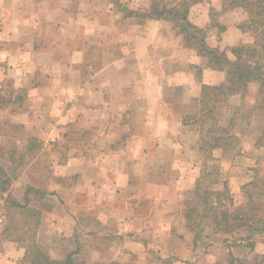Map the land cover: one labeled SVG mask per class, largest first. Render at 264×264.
<instances>
[{
	"label": "crops",
	"instance_id": "crops-1",
	"mask_svg": "<svg viewBox=\"0 0 264 264\" xmlns=\"http://www.w3.org/2000/svg\"><path fill=\"white\" fill-rule=\"evenodd\" d=\"M90 1L84 3V18L79 17L81 4L64 10L69 16L62 18L65 21H52L48 15L55 30L45 37L40 31L43 21L31 19V15L37 13L32 10L52 14L56 11L53 0H35L30 6L24 0H0V82L11 78L13 89L27 94L16 98L18 101L15 99L20 110L7 121L22 130L19 147L12 153L10 177L12 180L18 177L19 159L29 153L32 141L37 140L44 146L34 156L38 160L51 140L56 143L51 146L56 154L53 158L56 175L72 179L70 188L46 177L41 182L46 188L16 180L12 197L20 204L36 193L32 190L26 195L28 187L42 192L48 188L55 191L46 196L49 200H45L40 209L38 244L48 251H65L66 257L73 254L76 263L81 260L79 264H134L141 258L151 264H161L168 259L174 264H200L209 260L201 253L205 247L214 264L223 263L226 253L231 258L248 254L246 259L252 263L249 254L256 251V245L249 244L251 238L236 244L218 240L223 237L210 229L203 232L207 239L195 242L194 233L185 224L186 207L180 209L188 196L193 200L200 180L196 129L183 124V119L191 110L200 108L202 87L214 85L215 72L206 67L204 59L194 50L185 46L171 21L126 18L113 3ZM150 1L128 0L127 6L145 13ZM221 7V0H201L190 9L189 20L199 28H207L211 23V10L219 11ZM95 9L100 17L93 15ZM58 24L62 27L58 28ZM236 28L225 27L219 34L212 32L207 40L209 46L221 49L223 42L229 43L230 35L239 38L234 46L246 45L242 43L243 33ZM44 42L50 46L46 47ZM36 74L50 75L52 80L45 78V85H30ZM129 94H133V98ZM33 98L41 101V110L24 105L25 100L30 102ZM130 104L138 107L134 121L143 128L142 134L134 136L138 141L128 148L134 160L106 163L101 169L102 182H98L107 192L114 186H127V195L122 196L124 202L131 193L130 198L155 204L152 209L138 213L132 210V223H122L119 216L117 232L106 225L94 228V221H99L93 205L95 164L92 157H88V148L83 152L76 145L65 146L67 127L69 123L95 125L101 128L102 138L111 142L110 137L114 140L120 134L118 110L125 108L126 112ZM97 110L101 112L100 117L96 116ZM114 121L116 123L112 124ZM250 130L246 136H241L237 148L223 150V153L214 151L220 154L218 158L236 159L233 162L236 165L229 168L230 183L225 180L235 202H242L241 187L252 181L247 179L250 175L240 168L241 164H250L254 155L264 154V144L257 146L262 134ZM168 141L170 145L163 144ZM52 151H48L49 154ZM15 152L20 157H16ZM112 153L118 155L120 149ZM30 164L32 166L33 162ZM138 186L142 187L136 189ZM54 198V209H48L47 202L54 203ZM173 205L178 208L174 210ZM144 217L143 223L139 219ZM115 234L120 237L112 238ZM110 239L119 245L112 247ZM25 253L26 243L2 241L0 264H19Z\"/></svg>",
	"mask_w": 264,
	"mask_h": 264
},
{
	"label": "trees",
	"instance_id": "trees-1",
	"mask_svg": "<svg viewBox=\"0 0 264 264\" xmlns=\"http://www.w3.org/2000/svg\"><path fill=\"white\" fill-rule=\"evenodd\" d=\"M200 1L151 0L150 8L145 13L133 11L127 4L119 1L116 4L126 18L171 21L173 28L183 37L185 46L203 58L208 69L224 77L219 84L203 85L199 115L183 119V124L198 129L199 153L213 160L215 150L225 151L238 146L240 137L235 130L240 124L248 122L256 112L264 111V0H225V5L229 4L232 11H239L243 17L237 29L243 34H251L253 38L251 45H240L231 51L211 47L207 42L212 32L219 34L225 31V27L218 22L219 14L215 10H211V23L207 28H199L189 20L190 9ZM11 91L10 95H14L15 91ZM249 96H252L253 104L246 107ZM16 98L21 99V96ZM15 99L0 98V104H12L13 114L21 107L14 103ZM261 140L262 138L257 146H261ZM37 149L31 146L29 153L25 154L36 156ZM25 154L19 159L18 166ZM11 160H14L13 154ZM32 190L36 191L35 194H42L41 191L28 187L26 195ZM241 194L242 203L235 205L226 182L223 183V190L202 189L200 186L195 188L194 198L184 214L185 224L194 233L195 242L202 239L204 227H211L215 234L225 240L239 229L264 232V177H255L243 185ZM29 204L30 198L26 197L25 203L20 204L9 195L4 205L0 206L6 215L19 211L21 218L20 221H9L5 230L0 233V243L5 240L26 243V253L19 264H79L73 260V254L63 261H55L49 251L38 244L37 230L41 224V213L39 210L29 209ZM161 264L174 262L168 259Z\"/></svg>",
	"mask_w": 264,
	"mask_h": 264
},
{
	"label": "rangeland",
	"instance_id": "rangeland-1",
	"mask_svg": "<svg viewBox=\"0 0 264 264\" xmlns=\"http://www.w3.org/2000/svg\"><path fill=\"white\" fill-rule=\"evenodd\" d=\"M29 2V6L31 4H33V2L35 0H24ZM50 1L51 0H47ZM54 3L52 2L53 5V10H56L54 13L50 14L48 11L47 12H41L40 10H32V13L35 11L37 13L32 14L31 15V19L33 18V20L38 21L40 19V21H43L40 27V31L41 33H44L45 37L50 35V33H53V30H55L54 27V22H50L48 19V15H50L53 19L52 21H58L62 18H68L69 16H67V14L65 15L63 12L64 10L68 7H70L72 5L73 8H75L76 6H79L81 4V11L79 13V17L80 18H84V13L85 12V1L86 0H53ZM88 1V0H87ZM91 1H95V2H103V0H91ZM90 1V2H91ZM105 1V0H104ZM108 2L114 4V6L117 8L118 10V6L116 4V2H122L125 4H129L126 0H106ZM222 1V7L221 10L216 11L218 15V22L223 25L226 28H235L237 27V25L239 24V22L243 19L241 13L239 11H232L229 8V4L225 5V0H221ZM151 4V1H150ZM57 6V7H56ZM61 11V12H60ZM31 14V11H30ZM29 14V15H30ZM63 14V15H62ZM83 14V15H82ZM95 17H100L101 14H98V10H94V14ZM63 20V19H62ZM65 21V20H63ZM59 22V21H58ZM64 24V22H63ZM61 25L58 24V28ZM64 26V25H63ZM62 27V26H61ZM237 29V28H236ZM49 30H51V32H49ZM241 33V32H239ZM242 36V43H247L246 45H251L253 43V38L251 36V34H241ZM49 37V36H48ZM229 43L226 44V42H223L224 44H222L221 50L224 51H231V49H234L235 47H238L237 45L234 46V44H237V41H239L238 37L235 35H230L229 36ZM49 40V39H48ZM234 43V44H233ZM44 44L46 45V47L50 46V43L44 42ZM203 62L206 64V61L203 60ZM204 64V65H205ZM45 78H48L47 81H49L50 79L52 80V77L50 75H41V74H36L34 76V79L31 81L30 85H45ZM224 77L219 74L218 72L214 73V84H219L221 82H223ZM0 85H3V88H0V98L4 99V98H12L13 101L16 97L18 96H24L26 97L27 94H25V92L23 91H17L15 89H13V82L11 80V78L9 79H4L0 82ZM15 91L14 95H10L12 94V91ZM24 94V95H23ZM128 96L132 97L133 94H129ZM133 98V97H132ZM34 99V98H33ZM17 100V99H16ZM131 100V99H130ZM18 101V100H17ZM15 103V102H14ZM19 103V102H18ZM21 104L24 103V105L26 107H31V108H36L37 110H41L42 109V103L41 101H37V98H35L34 100H31L30 102L27 100H25L23 103L20 101ZM19 103V104H20ZM253 104V98L252 96H249L246 99V107H251ZM13 109V105L12 104H8V105H2L0 104V168H1V173H0V206L4 205L5 200L7 199V197L12 196L13 192L16 191L15 187V182L16 180L20 181L22 183V181H29L30 184L40 187L42 186L43 188H46L44 184H41V182H43V180H45L44 177L47 178V180H54L55 183H62L65 186H69L72 187V179L71 177H67V178H61L59 176H57L58 172H57V167H55V165L53 164V162L55 161L53 158L56 157V154L52 151V149H54L53 145H55L56 143L49 140V143L47 144V146L45 147V150L42 155H40L39 159L36 160L34 158L33 155H26L24 157V160H21L20 166L17 169V176L19 177H15V180H12L10 178V173H11V166H10V161H11V156L12 153H14V151H16V149L19 147V137L22 136V130L17 127V126H13L10 125L7 121H8V117L11 115V110ZM200 108L198 109H194L191 110L189 113L188 117H192V116H198L200 113ZM99 110L96 111V116L100 117L101 116V112H98ZM138 111V107L134 104H130V106L127 108L126 112H125V108L118 110V116L120 115V121L117 125H121V129H119V127L117 128V130H120V134L118 135V138H115L114 140L111 139V137L109 138L111 142H107V140H105V138H102L101 134L103 132H100L99 127L97 126H87L86 124H72L69 123L68 127H67V139H65V146L67 147H71V145H76L79 148H81V151L84 152V150H86V148H88V157H92L93 162L95 164V175H94V186H93V193H94V197H95V201L93 203L94 205V209L95 212H97L96 216H99V221L95 220L93 227L97 228L100 227L102 225H106V227H110L111 230H114L117 232V221H119V216L120 218H122V223H124L125 221L128 223H132L133 222V218H130L131 214L134 210L135 212H139L141 210H147L148 208H153L152 205L155 204L154 201L152 202H147L144 203V201H141L142 199H134V198H130V196L132 195L130 193V196L125 198V202L122 196L127 195L126 194V187L127 186H114L112 187V189L109 190V192H107V189L101 185H99V182H102V180L100 179L101 176V172L104 168V166L106 165V163L109 162V164L112 165V163L118 162L119 159L124 161L129 162L130 160H134V157L131 156V152H129L128 148L131 147V145H133V143H136L138 140L134 138L135 134H142L141 131H143L142 129V124H138L135 123V118H136V113ZM260 112V113H259ZM99 113V114H98ZM264 111H258L254 114V116H252L248 122L240 124L237 129L235 130L236 135H238V137H240L239 139H241V136L247 134V132L249 131V129H251L250 131L252 132V129L255 130L259 135L260 133L261 138H262V143L264 144ZM112 114V113H111ZM116 122H112V124H115ZM115 128V127H114ZM195 128V127H194ZM196 129V136L198 137L197 139H199V132L198 129ZM104 131V130H103ZM106 135V133H105ZM7 138V139H5ZM187 142V141H186ZM241 142V140H240ZM155 144V143H153ZM165 145H170V141H168L167 143H163ZM181 144V143H180ZM110 148L108 149L107 147ZM135 145V144H134ZM133 145V146H134ZM234 145V144H233ZM239 145V143H238ZM30 146H34L37 147L38 151H41V149L44 147L42 145V143L36 141H32ZM199 147V145H198ZM237 148V146L235 147ZM234 148V149H235ZM116 149H120V153L122 154H114L112 153V151H116ZM92 150V153H91ZM109 150V151H108ZM231 150V149H230ZM48 151H52L51 154H49ZM237 151V150H236ZM238 152V151H237ZM219 153H223V151L219 152ZM219 153H215L213 152V156H217V159H215L214 157V161L213 160H209L205 154H200L198 155V162H199V166L200 169L197 170V172L200 171V180L198 183V186H200L202 189H212V190H223V183L225 182L226 179H228L229 183H230V176H231V166H234L236 164H234L233 162L236 159L230 158V157H225V156H221L219 157ZM16 157H20L19 155H17V153L15 152ZM219 154V155H218ZM66 156V154L64 155ZM137 156V159L140 158V155H135ZM23 157V156H21ZM66 158V157H64ZM145 160V159H144ZM143 160V161H144ZM241 160V159H239ZM121 161V162H122ZM243 161V160H241ZM31 162H33V165L31 166ZM250 164H241L242 170L244 172H246L248 175L247 179H254L255 177H264V154H256L254 155V159H252V161L249 162ZM30 166V167H29ZM38 167V168H37ZM187 173H190L189 169L186 170ZM57 174V175H56ZM170 174V173H169ZM240 173L238 172V175ZM120 182H125V179H120ZM14 183V184H13ZM228 184V182H226ZM29 184V185H30ZM26 187V186H25ZM142 186H138L137 188H141ZM231 195L233 196L232 190L231 188L228 186ZM24 189V188H23ZM181 189V188H180ZM20 190H22V188H20ZM49 190V191H48ZM48 190L46 191H41L42 194H34L31 199H30V204H29V209H33V210H39L43 208V204H45V200H49L48 197H46L48 194H54L55 191H52V189L48 188ZM182 190V189H181ZM141 193H144L142 191H140ZM116 193V195H115ZM181 197V199H183L184 196H179ZM193 196H191L192 198ZM187 202H185V204L183 206H180V209H182V207H186V209L189 207L188 204H191L190 197L188 196ZM234 199V198H233ZM164 200V199H163ZM182 201V200H181ZM180 201V202H181ZM243 201V198H242ZM184 202V201H183ZM235 205H239V203H242L240 201L235 202ZM54 204H55V198H54V203L53 202H47V206L48 209H54ZM187 205V206H186ZM174 210H176L178 208V206L173 205ZM12 215V216H10ZM10 215H6L5 210L0 208V233H2L7 224L9 223V221H20V216H19V211H12V213ZM95 216V217H96ZM146 219L144 218H140L139 220L141 222L146 221L144 220ZM50 220V219H49ZM115 220V221H114ZM144 223V222H143ZM140 224V222H139ZM258 228L260 229V226H258ZM212 229L211 227H204V231L210 230ZM257 229V227H256ZM181 233L184 230H179ZM118 234H115L113 237H117ZM120 237V236H118ZM251 238V240L249 241V244H252L255 246L256 245V251L252 254H249V257L251 258V262L248 261V259H246V256L248 254L242 253L240 254L238 257H234L227 255V253L225 254V261H223V263L221 264H264L263 260H264V255L262 256V253L264 252V232H257L256 231H252L251 229H239L237 232H235L232 235H228L226 239H228L229 241H231L232 243H236L239 244L241 240H244L245 238ZM207 239L206 234L202 235V239L200 240L199 243L203 242L202 240ZM225 238L222 239H218V240H224ZM226 241V240H224ZM110 244L112 247L119 245L118 242L115 244H113V239H110ZM109 244V245H110ZM206 248L204 249V251H202V254H206L205 257H209V260H204L202 262H200V264H214V261L211 260L212 257H210L209 252H206ZM132 249V248H131ZM132 251V250H130ZM51 257L53 260L55 261H63L67 255V253H65V251H49ZM143 253V252H141ZM213 253V252H212ZM137 257V255H136ZM144 257V254H143ZM138 259V258H137ZM81 260H77V262H80ZM213 261V262H212ZM151 264V262H146L143 258L136 260V262L134 264ZM112 264H116V263H112ZM217 264V263H216Z\"/></svg>",
	"mask_w": 264,
	"mask_h": 264
}]
</instances>
